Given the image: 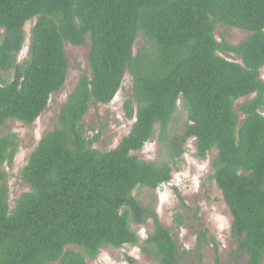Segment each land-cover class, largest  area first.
Segmentation results:
<instances>
[{
  "label": "trees",
  "instance_id": "obj_1",
  "mask_svg": "<svg viewBox=\"0 0 264 264\" xmlns=\"http://www.w3.org/2000/svg\"><path fill=\"white\" fill-rule=\"evenodd\" d=\"M32 20L29 59L19 63ZM217 26L250 34L218 42ZM87 37L90 73L20 171L29 192L12 208L3 166L16 137H0V264H88L104 248L138 245L133 228L149 221L142 249L158 264H183L156 203L143 205L133 191L168 183L191 139L199 160L216 151L211 179L243 264H264V0H0V127L35 123L65 84L64 45L81 47ZM126 73L130 132L114 149L94 150L99 136L86 138L84 118L114 99ZM178 103L187 119L179 133L171 129ZM155 133L163 158L132 154Z\"/></svg>",
  "mask_w": 264,
  "mask_h": 264
},
{
  "label": "rangeland",
  "instance_id": "obj_2",
  "mask_svg": "<svg viewBox=\"0 0 264 264\" xmlns=\"http://www.w3.org/2000/svg\"><path fill=\"white\" fill-rule=\"evenodd\" d=\"M33 24L34 20L28 21L24 27L26 41L18 56L19 63L29 59ZM249 34L247 31L235 28L221 26L215 28L216 40L218 42L224 40L232 45L243 41ZM88 39L87 37V42L81 47L64 45L68 61L65 84L58 92L50 96L49 104L35 123L28 126L10 119L0 127V137L13 135L16 137L17 144L12 163L3 166L10 208L21 195L29 192V188L20 180V171L30 154L39 140L57 126L60 107L67 100L78 79L90 73L87 62L90 48ZM142 44V34H138L134 51ZM231 59L236 60L234 56ZM261 78L264 79V70L261 71ZM131 96V76L126 73L122 87L109 104L90 106L84 118V124L87 127V139L99 136L98 141L92 146L94 150L108 152L128 135L134 120L126 119L123 104ZM178 107L175 120L171 124L172 131L177 133L187 122L186 113L180 103ZM132 154L143 161H155L164 157L162 148L158 146L156 133L140 152ZM215 155L216 151L212 150L205 160L197 159L194 156V140H188L180 165L173 172L168 183L155 191L148 189L133 191L143 205H148L152 201L156 203L155 210L159 222L174 238L177 257L183 264H243L245 261V255L238 250L237 240L231 236L229 210L222 199L221 192L211 179L214 173L211 164ZM133 229L138 233V245H126L120 249L104 248L94 260H89L88 264H158L142 249L143 241L152 231V222L149 221L146 225ZM201 233L204 234L202 238L199 237ZM199 239L200 258L196 254Z\"/></svg>",
  "mask_w": 264,
  "mask_h": 264
},
{
  "label": "clouds",
  "instance_id": "obj_3",
  "mask_svg": "<svg viewBox=\"0 0 264 264\" xmlns=\"http://www.w3.org/2000/svg\"><path fill=\"white\" fill-rule=\"evenodd\" d=\"M35 21V20H34Z\"/></svg>",
  "mask_w": 264,
  "mask_h": 264
}]
</instances>
